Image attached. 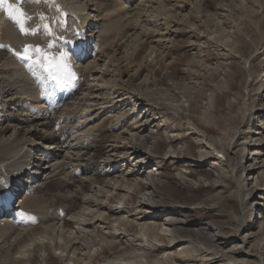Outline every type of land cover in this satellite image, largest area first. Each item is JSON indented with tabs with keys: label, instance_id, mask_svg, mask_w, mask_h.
I'll use <instances>...</instances> for the list:
<instances>
[{
	"label": "bare ground",
	"instance_id": "obj_1",
	"mask_svg": "<svg viewBox=\"0 0 264 264\" xmlns=\"http://www.w3.org/2000/svg\"><path fill=\"white\" fill-rule=\"evenodd\" d=\"M48 1L54 3L52 9L58 8V2ZM225 1L219 0L214 10H209V0H175L172 3L169 0L64 1L71 9L72 18H67L71 19L74 31H81L76 34L80 35V42L70 48L67 41H55L68 52L76 79L45 96L40 94L41 91L53 92L52 85L38 82L32 72L35 70L39 74V69L14 55V51L23 49H17L9 37L20 40L23 47L49 36L43 30H38L35 36H25L14 29L8 39H4L5 13L3 8L0 9V45H4L0 47V223L7 221L9 227L8 231L2 227L7 232L4 241H0V264H50L51 251L64 264H94V261L98 264H264V216L259 221V233L250 244L256 251L251 252L248 247L255 228L251 220L255 208L262 204L263 194L256 186L248 188V178L254 171L252 164H246L250 161L248 153L259 151L248 145L264 146V132L253 140H241L248 130H253L256 116H264V97L257 105L251 94L252 87L246 89L248 92L243 94L240 104L242 118L230 129L232 135L225 132L215 137L195 118L185 115L192 99L175 104L172 94L167 98L169 102L157 103L146 98L145 92L131 83L133 76L141 70L147 71L144 83L150 85L155 81L158 92L168 94L166 89H160L151 71V65L164 60L168 53L165 55L166 52L160 51L156 56V51L182 30L180 21L187 25L185 27L190 29L196 42V33L202 32L199 23L203 14L211 11L209 16H213L219 30L226 33L227 40L217 43L221 48L227 46L226 42L235 41V31L246 34V23H253L260 41L256 43L250 35L251 55H239L245 61L251 84L255 79L254 62L264 55V0H228L230 5ZM149 10L164 14L162 22L157 23L148 14L143 20V11ZM53 16L56 20L57 16ZM191 16H195V21H188ZM230 20L234 22L233 30L228 26ZM153 29L157 31V44L143 54L141 50L146 46V40L151 39ZM61 35H56V39ZM202 36L204 42L200 47L213 40L207 32ZM120 41L125 42L123 51H118L119 46H115ZM139 50L140 54L136 55ZM229 50L231 54L235 53ZM124 66L128 67L127 78L123 73ZM121 81L125 87H120ZM191 84H181L183 96L187 90H196ZM218 87L223 89L225 86ZM260 87H264V82H260ZM215 103L214 93L210 94L199 118L207 122ZM150 110L167 114L181 128H186L195 139L197 153L187 152L190 147L181 136L182 129L176 128L168 140L175 139L178 145L170 143L166 154L159 156L156 151L159 142L150 130L153 123H150ZM236 147L239 152L231 153ZM160 158L173 162L181 179L190 177V172L181 170L183 163L188 161L213 159L220 165L229 161L227 171L218 172L232 178L234 184L238 216L233 211L229 216L236 220L231 228L237 248L230 240L222 238L220 226L197 228L174 213L161 214L170 206L174 210L181 207L169 204L158 190L162 183L159 180L162 165L157 163ZM233 159L237 162L232 166L230 161ZM261 161V177L257 174L253 178L257 186H262L264 180V159ZM27 190H43L52 196L53 205L36 212L43 220L50 215L53 218L51 222L41 219L45 225L38 233L26 231L33 230L34 226L26 227L33 214L20 207L22 201L12 205L15 193ZM137 190L141 193L135 203L132 199ZM109 217L113 220L108 222ZM120 237L130 244L129 250L99 261L100 254L118 248ZM237 251L241 253L240 257L243 256L240 260L235 259Z\"/></svg>",
	"mask_w": 264,
	"mask_h": 264
},
{
	"label": "rangeland",
	"instance_id": "obj_2",
	"mask_svg": "<svg viewBox=\"0 0 264 264\" xmlns=\"http://www.w3.org/2000/svg\"><path fill=\"white\" fill-rule=\"evenodd\" d=\"M54 1L55 3L58 2V5H60L61 2L63 3L66 0H62V1L54 0ZM169 1L170 3H172L175 0H169ZM218 1L219 0H209V3H208L209 10H212V9L214 10L216 6L219 5ZM229 1L228 0L225 1L226 4H229ZM48 2L47 0H9V3H14V4L19 5L20 7L24 9V11L28 15L32 17V19L29 20L26 24L28 27L31 28V27L40 26L39 31H42L43 24L49 23L53 31L55 30L54 32L57 36L59 35V31H61V33H63L64 31L65 32L71 31L70 30L71 25H69L67 21L72 22L71 19L70 20L68 19V18H71L72 12H71V9L68 6H66L67 5L66 2L62 4L63 7L62 5H60V8L58 7L56 10L52 9L54 8L53 7L54 3L52 4V2L50 1ZM137 4H139V1H137ZM3 11L5 13L4 14V18H5L4 39H8L9 33L12 30L14 29L19 30V29H18V26L15 24V22L10 20V18L7 16L4 8L2 9V12ZM210 12L211 11H207L206 13L203 14L201 22L199 23V27L202 32L199 31V33L198 32L196 33L197 34L196 42L194 41L195 37L190 32V29L188 27H185L187 25L183 23L182 21H180L181 22L180 26L183 28L182 30L178 31L179 33L177 32V35L172 36L171 41L173 43L171 41L167 42L166 40L165 42H163L164 44L163 43L161 44L163 48L161 47L159 51L157 50L158 52L156 51V53L153 52L156 54V56H159L160 51L166 52L165 55L168 53L164 57L165 58L164 60L160 61L158 60L159 59L158 58L157 59L158 63L154 62L151 65V68H152L151 71L154 72L153 78L157 79L160 89H166L164 91L167 92L168 94H164L163 92H158L157 87L154 86L156 85L155 81L151 82L150 85L147 83H144L143 79L147 71L141 70V72L133 76L131 83L133 87L135 86V88L139 90H143L145 92L146 98H150L152 101L157 102V103H163L166 101L169 102L167 98L171 96L172 94H174L175 99L174 98L172 99L175 100V104L181 103L187 98L190 100L192 99L190 101L191 104H190L189 111L187 110L186 106H184L186 108V110L184 111L185 115L190 118H195L200 124H203L205 127L209 129L210 134L215 135V137H220V135L222 136V134L224 135L227 132H228L227 134L230 133V135H232L233 130H230V129L239 124L238 122H240L242 118V115H241L242 113L240 111V108L242 105L241 104L242 96L243 94H246L248 92L247 90L251 89V87H252L251 94L255 97L257 105H260L261 99L264 97V91H262L264 87H260V82H264V80L261 81V79H264V55H262V57L260 56L259 59H257L254 62L255 79L253 80V82L251 83L252 85H251L249 81L250 78H249L248 69L245 67V61L239 55H242L245 57H248L249 55H251L253 47L249 41L250 35H251V38L253 39L255 38V42L257 41L256 43L260 41V38L257 37V34L255 32L253 23H252L253 26L250 25V21H248L249 24L246 23L248 25L246 34L240 33L239 31L237 32L235 31L236 33L235 41L231 40L230 42H226L227 46L225 48L224 47L221 48V46L217 43L227 40L226 39L227 37H225L226 33L219 30L220 28L217 27L213 16H209ZM142 14H143V17H142L143 20L146 19L148 15H151L152 17L151 16L150 17L155 19L157 23L162 22L163 20L162 17L164 15L162 13L157 14L155 12H151L150 10L147 12L143 11ZM53 15L57 16L56 20L62 21L63 23L62 24L56 23V20H54ZM189 19L190 20L188 21L190 22L193 20L195 21V16H191ZM40 20H43V22H41ZM245 21H247V19H245ZM54 23H56L55 24L56 26L54 25ZM232 25H234V22L232 20L228 21V26L230 30H233ZM155 32L157 31L153 29L152 34H151V39L149 38V40H146L145 42L146 46H144V48L141 50L143 54H144V51H146L147 53L150 47H153L154 45L157 44ZM204 32L205 33L207 32L209 36L213 38V40H208L206 42V45L202 46L204 48H202L200 46L204 42L202 40L203 39L202 33ZM56 35L55 37L49 36L48 38L44 39L45 41L47 40V42H45L44 40H40V41L38 40V41H33L34 43L33 42L32 43L34 45H42L41 47L46 48L48 42L51 40L54 42V44L55 43L56 44H55V47H53L49 51H51L52 53H57L59 51H66L65 47L62 44L61 45L57 44V42L55 41V40L58 41V38L56 39L57 37ZM115 36L121 37V35H118V34H116ZM9 38L11 39V41L13 42V45L17 49L19 48L23 49V47H21L20 45L21 44L20 40H17V38L13 36H10ZM124 43L123 41L115 43L116 47L119 46L117 47L120 49V50L118 49V51L124 50L123 49L125 47ZM228 49L234 50L232 52H235V53L231 54L230 50L228 51ZM129 52H132V50H129ZM138 54H140V50L136 52V55ZM124 56H125V53L122 54V57ZM138 59H141V58L138 57ZM123 73L125 75V78H127V75L129 74L127 66L123 67ZM184 82L193 83L191 85L193 86L195 85L194 87H196L197 91L187 90L186 96L185 95L183 96L184 92L182 91L181 84ZM176 83H178L179 85ZM220 85H224L225 87L222 89L218 87ZM123 86L125 87V84L121 81L120 87H123ZM213 93L216 97V103H215V106L209 111V114L207 116V122H206L205 119L199 118V116L202 113L205 106L208 104V101L210 99V94H213ZM149 114H150V123L153 122L150 125V130L152 134L155 135V136L152 135V137L153 138L156 137L155 139L157 143L159 142L158 147H156V151L159 153V156H163L166 154V151L169 148L170 143H173L174 145H178L177 140L172 139L174 140L172 142H171V139L168 140L169 135L171 136V134H173V131L176 128L182 129L181 136L187 141V144L190 147L189 151L187 152L192 155H195L197 153L198 149L196 148L197 145L195 143V139L193 135L188 133L186 128H183V127L181 128L180 124L173 121V119L169 115L159 113L157 110H150ZM109 122L107 121L108 126H109ZM143 123H145V121H143ZM252 127H254L253 130H248L247 135H243L242 137L243 139H241L242 142L246 141L247 139L253 140L255 138H258L260 135L259 133L262 131L264 132V116H262V114H258L256 116L255 122L252 124ZM253 135L255 137L252 138ZM250 146L251 147L253 146L252 147L253 149L257 148L259 151L253 154L248 153V157L250 161H248L246 164L247 165L252 164L251 166L254 171V174L252 175V177L248 175L250 177L248 178L249 179L248 188H250L251 186L252 187L256 186L257 188L261 190L260 193H262L263 195H262V201L260 200L261 201L260 203L262 204L261 206H258L257 208H255L253 217L251 220L252 222L250 221L255 228H254V231H252V233L250 234V238H249L250 240H249L248 247L250 246V244L254 242L256 234L259 233L258 230H260V228L258 226H259L261 211L264 214V202H263L264 201L263 200L264 199V186H263L264 182H262L264 180L261 181L262 186H257V183H255V179H253L257 176V174H259L258 176L261 175L262 170L260 169H262L261 167L263 166V161L261 160L264 159L263 157L264 156V146L258 143H250L248 147L250 148ZM235 150L239 152V147L238 149L237 147L234 148L233 151L231 150L230 152L232 153ZM163 159L164 158H160L157 160L158 161L157 163L160 166L162 165L161 166L162 174L159 175L160 176L159 180H162V183L159 184L160 187L158 188V190L159 192L162 193L163 198H165V200L168 201L169 204L180 205L181 209L174 210L173 206H170L168 209H163V211H161V214L171 215L172 213H174L175 216L182 218L184 222L186 221L188 225H192L194 227L196 226L197 228L198 227L205 228L207 226L214 225V224L217 226H220L219 228L221 231L222 238L225 237L226 239L230 240L231 245L233 246V244H235L234 247L237 248L238 245L236 246L237 242L235 243L234 241L235 235H234L233 229L231 228L236 223L235 222L236 220H233V218L229 216L230 215L229 213H231L232 211L234 212L233 213L234 215L237 214L238 216L237 204H236L237 196H235L236 193L234 189V184L232 182V178H229L223 174H220V173H225L227 171L226 164H228L229 161L227 163L223 162L224 165L223 164L220 165V163L217 160L215 161L213 159L212 160L210 159L209 161V160L202 158L203 162L188 161L186 163H183L184 166H181V170L187 173L190 172L189 173L190 177L189 179L188 178L181 179L178 176L177 170L175 168L176 166H174V163L171 162L170 160H167V159L163 160ZM235 161L236 160L234 159L231 160L230 165L233 166L234 163L237 162ZM140 191L141 190H137L135 191V194H133L132 200L135 203L137 202L138 196L141 193ZM23 194L25 196L23 199L21 198L23 200L22 202H24V203H21V208L25 212H28V211L29 213L32 212L33 214L32 216L36 217L35 223L32 222V220L31 221L29 220V223H28L29 225H26L28 229L34 226L33 230L35 231H33L32 229L26 230V231L28 233L30 232L29 234H32L33 232L34 233L35 232L38 233L39 231L41 232L43 230L42 225H45L43 221L48 220L51 222L53 218H52V215H50L51 217L50 216L46 218L44 217V220H43L41 218L42 215L37 214L36 212L42 211L46 207H51L53 205L52 196L48 194L46 191L36 190V191L29 192V193L19 191L15 194V198L17 199L18 197H22ZM74 207L77 208L76 205H74ZM227 207L229 208L227 209ZM34 212L36 213V215H34ZM135 212L138 213L139 211H135ZM37 217L38 218L40 217V218L38 219ZM112 218L113 217H109L108 222L110 220H113ZM41 219L43 221H40ZM6 222L7 221H5L4 223L3 222L0 223V241L2 240L4 241L5 233L9 230V227L7 225L8 223ZM35 225L37 227H35ZM40 226L41 228H39ZM2 227L4 228V231L7 228V231L4 232ZM120 238L121 239H119L117 242L118 248L116 250H111V251H107L108 253L106 252L105 254H100L97 257V259L99 261H102L106 257L112 258L114 255L118 253H123L124 251H128L130 244L126 241L124 237H120ZM249 250L250 251L252 250L251 252H255L256 248L250 246ZM50 254H51L49 255L50 258L48 256V259H49L48 262L49 263L51 262L50 264H64L63 262L59 260L57 256H55L53 251H51ZM240 255L241 253L237 251V257H235V259L240 260V258H243V256L240 257ZM94 264H98V261H94ZM233 264H237V263H233Z\"/></svg>",
	"mask_w": 264,
	"mask_h": 264
},
{
	"label": "snow or ice",
	"instance_id": "obj_3",
	"mask_svg": "<svg viewBox=\"0 0 264 264\" xmlns=\"http://www.w3.org/2000/svg\"><path fill=\"white\" fill-rule=\"evenodd\" d=\"M0 8L5 9L7 16L15 22L21 34L25 36H35L37 34L40 26L26 27L27 22L32 17L22 7L14 3H9V0H0ZM56 23L62 24L63 22L56 21ZM42 27L46 35L55 37L56 34L49 23H44ZM58 39L65 40V37L61 35ZM67 43H71V41H67ZM0 47H4V45H0ZM53 47H55V44L50 40L46 48L28 43L23 46L22 51H14V55L19 60L25 61L29 66H34L36 69H39V74L35 70L32 72L33 76H37L38 82H47L52 85L53 92L41 91L40 94L42 96L52 95L55 89H63L76 79V74L72 71L69 63L68 52L59 51L52 53L49 50ZM29 219L34 223L36 222L35 216H30Z\"/></svg>",
	"mask_w": 264,
	"mask_h": 264
},
{
	"label": "built area",
	"instance_id": "obj_4",
	"mask_svg": "<svg viewBox=\"0 0 264 264\" xmlns=\"http://www.w3.org/2000/svg\"><path fill=\"white\" fill-rule=\"evenodd\" d=\"M263 213H262V211H261V213H260V219L264 216V214L262 215Z\"/></svg>",
	"mask_w": 264,
	"mask_h": 264
}]
</instances>
